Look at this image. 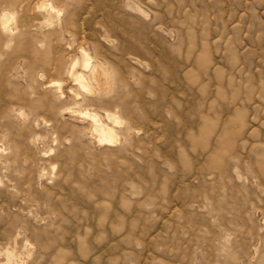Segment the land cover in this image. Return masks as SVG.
Returning a JSON list of instances; mask_svg holds the SVG:
<instances>
[{"label":"rangeland","instance_id":"374dc122","mask_svg":"<svg viewBox=\"0 0 264 264\" xmlns=\"http://www.w3.org/2000/svg\"><path fill=\"white\" fill-rule=\"evenodd\" d=\"M37 1L2 5L0 264L7 247L11 264H264V0H75L81 24H107L91 41L134 76L121 106L100 105L130 135L85 149L62 108L40 107L59 104L41 87L59 77L35 60L78 36L55 42Z\"/></svg>","mask_w":264,"mask_h":264},{"label":"bare ground","instance_id":"6f19581e","mask_svg":"<svg viewBox=\"0 0 264 264\" xmlns=\"http://www.w3.org/2000/svg\"><path fill=\"white\" fill-rule=\"evenodd\" d=\"M31 1L32 0H0V33H6L9 28V23L14 19L12 11L2 7V5L10 4L26 12L30 9ZM74 1L75 0H38L35 5L37 11H42L49 18L55 17L56 21L51 27V33L54 36L55 42H57L58 38L60 40L63 36L69 37L74 42V37L78 36V45H76V49L66 56L59 55L54 52L52 48H48L49 51L53 50L51 59L42 56L35 60V62L41 64L45 69L54 71L59 77V79L53 80L47 83V85H41L42 90H47L51 98L59 104L55 105L53 102L46 99L40 103V107L45 106L49 109L55 107L59 109L62 108V110L58 112V117L61 119L60 123L66 124L67 127L72 129L74 140L77 142L79 148L85 149L89 146H114L123 142L126 136L131 132H129L130 130L128 129L125 131L121 130L125 124L116 112L103 109L100 105L114 103L117 106H121L117 97H122L129 92L128 89L130 86L128 80L131 81V79H134V76H125L121 68L113 65V62L106 56L103 48L91 41V33L94 32L95 27L104 29L107 28V24L102 20L94 21V19L92 22L90 20L81 24L77 17L76 10H70V6ZM139 8L140 11L147 14L144 8ZM49 18L48 21L50 20ZM83 26H86V28L84 29ZM18 28L25 32V36L31 34L29 31L30 27L24 26L23 22ZM86 30L89 32V37L85 34ZM67 45L71 48L72 43L69 42ZM133 64L137 65L135 63ZM38 77L40 78L41 74H38ZM103 97L110 98L104 99ZM12 112L16 114L19 120H23L26 117L22 110H12ZM6 188L9 189L8 185L5 186V190ZM15 201L12 200V202L6 204L5 212L9 214V212L13 211V214L16 216L19 214L17 211L19 206ZM1 232L2 230L0 233ZM17 236V231L11 236L14 239V244ZM3 254L6 258V264L13 263L12 258L14 257V253L12 250L7 247L3 251Z\"/></svg>","mask_w":264,"mask_h":264}]
</instances>
